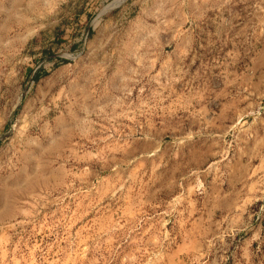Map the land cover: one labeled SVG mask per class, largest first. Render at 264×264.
Here are the masks:
<instances>
[{"label":"rangeland","instance_id":"1","mask_svg":"<svg viewBox=\"0 0 264 264\" xmlns=\"http://www.w3.org/2000/svg\"><path fill=\"white\" fill-rule=\"evenodd\" d=\"M263 51L264 0H0V264H264L199 190Z\"/></svg>","mask_w":264,"mask_h":264},{"label":"crops","instance_id":"2","mask_svg":"<svg viewBox=\"0 0 264 264\" xmlns=\"http://www.w3.org/2000/svg\"><path fill=\"white\" fill-rule=\"evenodd\" d=\"M262 55L264 58V51ZM258 104L264 105V99L255 100L251 105L255 107ZM249 133L250 138L240 140L235 151L220 161L224 158L221 153L222 134L216 130L210 132V138L220 145L200 170L199 190L204 197L202 216L210 220H234L232 228L225 227L234 233L247 228L252 232L256 230L255 233L264 229L256 219L259 214L257 207L264 203V117L253 122ZM208 152L211 153V150ZM259 216L262 219V213ZM214 225L216 223H211V226Z\"/></svg>","mask_w":264,"mask_h":264},{"label":"trees","instance_id":"3","mask_svg":"<svg viewBox=\"0 0 264 264\" xmlns=\"http://www.w3.org/2000/svg\"><path fill=\"white\" fill-rule=\"evenodd\" d=\"M39 78V73H37V71L35 72L34 76H33V79L34 80H37Z\"/></svg>","mask_w":264,"mask_h":264},{"label":"bare ground","instance_id":"4","mask_svg":"<svg viewBox=\"0 0 264 264\" xmlns=\"http://www.w3.org/2000/svg\"><path fill=\"white\" fill-rule=\"evenodd\" d=\"M35 3V2H34ZM3 192V191H2Z\"/></svg>","mask_w":264,"mask_h":264}]
</instances>
